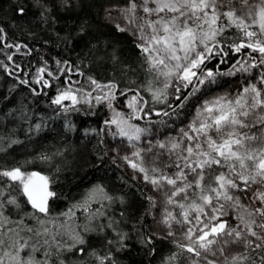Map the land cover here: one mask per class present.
<instances>
[{"label":"snow or ice","instance_id":"obj_1","mask_svg":"<svg viewBox=\"0 0 264 264\" xmlns=\"http://www.w3.org/2000/svg\"><path fill=\"white\" fill-rule=\"evenodd\" d=\"M0 78V264H264V0H0Z\"/></svg>","mask_w":264,"mask_h":264},{"label":"trees","instance_id":"obj_2","mask_svg":"<svg viewBox=\"0 0 264 264\" xmlns=\"http://www.w3.org/2000/svg\"><path fill=\"white\" fill-rule=\"evenodd\" d=\"M101 2H102V0H101ZM96 11H97L96 8H94V7L90 8L87 6V3H86V6L83 9V11H81L79 13H72L70 15H66L65 19L68 20L70 23L71 20H77V22H78V18L83 17L85 15L91 17L96 22V24L99 26L100 33H102L103 36L108 37L111 40L119 42L122 45V50H123L124 54L126 56H130L132 45H131V41L129 40V38L126 35L117 34L110 27L105 26L97 18ZM32 14H34V13H30V15H32ZM101 15H102V13H101ZM0 79H2V78H0ZM106 164L109 168V175H113V174L119 175L120 174L121 170L118 169L116 165L110 164L108 162H106ZM93 174L94 173L92 170H87V174L86 175L81 174L79 177H77V179H76V181H74V183H86L88 180H91L93 178ZM160 247L163 249V248H166L167 245L162 244V245H160Z\"/></svg>","mask_w":264,"mask_h":264}]
</instances>
